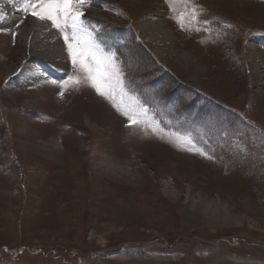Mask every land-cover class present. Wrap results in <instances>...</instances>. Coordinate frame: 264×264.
Instances as JSON below:
<instances>
[{
    "label": "rangeland",
    "instance_id": "1",
    "mask_svg": "<svg viewBox=\"0 0 264 264\" xmlns=\"http://www.w3.org/2000/svg\"><path fill=\"white\" fill-rule=\"evenodd\" d=\"M81 11L160 131L129 127L88 84L61 96L73 69L52 26L61 61L0 31V264H264V0ZM149 22L173 37L163 58ZM23 69L34 83L16 87ZM206 203L242 222L206 224Z\"/></svg>",
    "mask_w": 264,
    "mask_h": 264
},
{
    "label": "snow or ice",
    "instance_id": "2",
    "mask_svg": "<svg viewBox=\"0 0 264 264\" xmlns=\"http://www.w3.org/2000/svg\"><path fill=\"white\" fill-rule=\"evenodd\" d=\"M89 2L90 0H20L18 11L24 15L30 14L41 22H50L52 28L61 35L73 69L68 80L59 85L61 96L64 95V88L68 83L77 86L88 84L127 118L129 127H140L145 131L151 129L154 134L158 133L159 125L148 119V109L130 93L115 53L106 52L94 32L89 31L81 11ZM167 2L172 7V0ZM196 15L193 6L191 18L195 19ZM178 22L184 26L182 18ZM178 143L180 147L188 145L189 151H199L190 146V140L178 138Z\"/></svg>",
    "mask_w": 264,
    "mask_h": 264
},
{
    "label": "bare ground",
    "instance_id": "3",
    "mask_svg": "<svg viewBox=\"0 0 264 264\" xmlns=\"http://www.w3.org/2000/svg\"><path fill=\"white\" fill-rule=\"evenodd\" d=\"M19 5L20 2L18 0H0V29H3V31H1V36L3 38H7V36L9 35L10 36L9 38H11L13 36V33H16V37L25 42V44L28 47V50L30 51V53H32V55L47 57L50 58L52 61L54 60L61 61L65 59L66 53L64 49L59 44L57 45V43L53 41L54 39H52L54 34H52L53 32L51 30L52 28L49 22L47 21L41 22L37 19L32 18L29 19V23L26 25L19 24L17 18L19 15L15 14V13H20L18 12ZM139 29L140 32L142 33V36H144V38L153 45L154 52L159 57H162L163 53H168L171 50L169 43L171 44L173 37L171 33L168 30H166L165 26L161 22L158 23L149 22V23L140 24ZM159 43H162V47L157 46V44ZM17 77H18L17 81L16 80L13 81V84L16 87L19 86L18 85L20 84L19 82H21L22 84L25 83L27 85L34 83L33 77L29 75L28 71L25 69L20 70ZM34 87L35 84L33 88ZM90 95L92 96V97L90 96V99L91 100L94 99L92 101L99 102V100L96 101V99L93 98L94 97L93 94L90 93ZM52 141H53L52 145H54L55 143L56 147L59 146L58 141H55L53 138L51 139V142ZM165 185L168 186L167 183ZM210 204L211 203H206L205 209L206 212L210 211L209 213H211V215L213 216L212 217L213 220L206 219L205 222L206 224H212L213 222V223H221V224L231 223L234 225L242 222L239 218H236V216L231 215L228 212L227 208L224 207L221 208L219 206L218 207L216 206L215 209H211ZM207 214L208 213H206V215Z\"/></svg>",
    "mask_w": 264,
    "mask_h": 264
},
{
    "label": "trees",
    "instance_id": "4",
    "mask_svg": "<svg viewBox=\"0 0 264 264\" xmlns=\"http://www.w3.org/2000/svg\"><path fill=\"white\" fill-rule=\"evenodd\" d=\"M170 83H173V82H171V80L169 81ZM189 107H192V105L191 106H189Z\"/></svg>",
    "mask_w": 264,
    "mask_h": 264
}]
</instances>
